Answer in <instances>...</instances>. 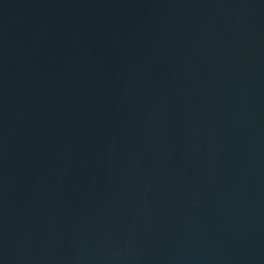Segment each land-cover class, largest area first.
Segmentation results:
<instances>
[{
	"label": "water",
	"instance_id": "water-1",
	"mask_svg": "<svg viewBox=\"0 0 264 264\" xmlns=\"http://www.w3.org/2000/svg\"><path fill=\"white\" fill-rule=\"evenodd\" d=\"M0 264H264V0H0Z\"/></svg>",
	"mask_w": 264,
	"mask_h": 264
}]
</instances>
